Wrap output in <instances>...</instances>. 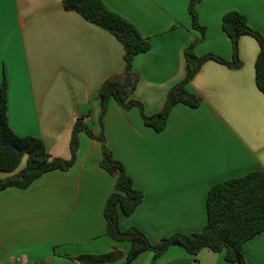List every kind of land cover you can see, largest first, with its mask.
Wrapping results in <instances>:
<instances>
[{
    "label": "crops",
    "instance_id": "obj_1",
    "mask_svg": "<svg viewBox=\"0 0 264 264\" xmlns=\"http://www.w3.org/2000/svg\"><path fill=\"white\" fill-rule=\"evenodd\" d=\"M151 42L134 71L140 81L133 98L147 115L162 111L169 91L186 76L185 50L201 37L193 28L191 0H103ZM207 28L198 56L233 58L223 18L237 11L264 31V0H203L197 7ZM259 42L242 36V68L207 61L188 85L202 104H179L167 128L145 126L138 109L125 111L114 100L104 124L108 146L145 198L121 230H141L154 245L176 234L200 233L207 202L217 184L264 171V93L257 87ZM125 50L109 31L67 11L63 0H0V85L7 79L9 122L19 136L44 140L51 156L69 160L79 118L95 135L101 131L99 91L122 79ZM78 159L67 172L53 171L22 191L0 193V264H81L72 258L101 255L128 243L107 236L105 207L117 178L101 167L102 145L80 136ZM23 161L19 170L24 168ZM1 173L0 177H7ZM247 264H264V232L245 245ZM123 258L115 264H125ZM147 251L131 264H153ZM155 264H232L209 249L197 256L172 246Z\"/></svg>",
    "mask_w": 264,
    "mask_h": 264
},
{
    "label": "trees",
    "instance_id": "obj_2",
    "mask_svg": "<svg viewBox=\"0 0 264 264\" xmlns=\"http://www.w3.org/2000/svg\"><path fill=\"white\" fill-rule=\"evenodd\" d=\"M202 1H190L189 13L193 28L201 33V37L185 50L186 76L171 88L162 111L149 116L144 104L134 99L133 94L140 81L139 74L134 71L135 60L139 55L151 50V42L133 23L110 10L103 0H63L67 11L79 13L87 21L109 31L119 40L125 50L126 64L124 77L105 81L99 91L102 107L99 135L94 134L84 119L79 118L76 121L71 137L69 160L51 156L43 139L19 136L15 133L9 122L7 79L0 85V172L8 174L5 178L0 177V193L9 188L26 191L47 173L71 170L78 159L82 133L101 143V167L117 178L115 192L109 197L105 207L106 234L117 243H128L130 249L125 252L115 246L106 254L72 258L81 264H115L123 258H126L125 264H131L147 251L154 252L156 262L175 245L182 246L193 256L209 249L215 253H224L229 263L247 264L246 243L264 232V171L261 170L250 172L241 178L226 180L210 190L207 202L208 221L200 233L176 234L154 245L138 228L123 231L120 227L121 216H131L141 205L145 195L135 187L124 164L115 158L108 146L104 120L112 100L125 111L138 109L145 126L161 133L167 128L169 115L175 106L183 104L196 109L202 104V99L190 93L187 87L207 61L213 60L234 70L242 68L239 41L246 35L254 37L260 45V53L255 63L256 83L264 93V31L251 27L244 14L231 11L223 18V30L232 44V60L228 61L214 54L198 56L196 47L207 36V28L201 24L197 10ZM25 160V167L19 170Z\"/></svg>",
    "mask_w": 264,
    "mask_h": 264
}]
</instances>
